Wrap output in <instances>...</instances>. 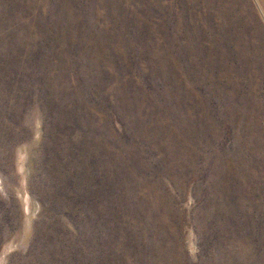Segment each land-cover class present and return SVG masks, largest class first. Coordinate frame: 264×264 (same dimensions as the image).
Returning a JSON list of instances; mask_svg holds the SVG:
<instances>
[{"label":"rangeland","instance_id":"rangeland-1","mask_svg":"<svg viewBox=\"0 0 264 264\" xmlns=\"http://www.w3.org/2000/svg\"><path fill=\"white\" fill-rule=\"evenodd\" d=\"M0 264H264V0H0Z\"/></svg>","mask_w":264,"mask_h":264}]
</instances>
